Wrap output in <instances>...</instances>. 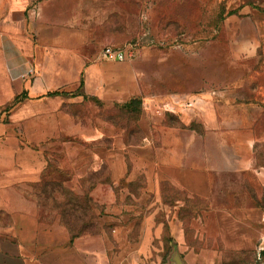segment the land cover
<instances>
[{
	"label": "rangeland",
	"instance_id": "1",
	"mask_svg": "<svg viewBox=\"0 0 264 264\" xmlns=\"http://www.w3.org/2000/svg\"><path fill=\"white\" fill-rule=\"evenodd\" d=\"M72 2L75 26L87 23L83 21L87 12L90 18V43L74 54V64H84L81 70H73L83 86H69L73 89L68 98L52 92L42 106H26L67 114L46 118L44 133L37 134L44 141L28 145L33 150L45 148L42 179L26 195L36 207L35 220L43 225L39 250L64 259L73 252L77 238L65 244L59 227L71 238L87 227L86 234L102 231L99 206L94 202L93 222L86 194L99 183H110L109 166L103 165L98 172L88 167L84 179L73 186V163H88L97 150L113 154L110 150L117 139H121V152L131 148L128 158L139 157L136 149L143 146L148 128L153 143L145 157L164 163L179 157L189 171L211 169L206 198L170 181L160 183L157 205L168 206V213L159 214L166 224L163 244L156 243L160 264H170L174 241L198 255L196 264H261L264 183L258 173L264 170V36L256 26L264 12L253 20L229 23L227 14L241 1L230 7L220 0ZM106 46H127L132 58L124 63L99 61ZM3 103L4 109L13 111L20 100ZM4 123L12 127L15 144L27 143L32 136L19 131L23 122L15 115L5 117ZM13 155L11 160L17 163V154L14 159ZM128 160L132 169L135 164ZM17 167L11 165V170ZM137 167L135 180L115 188L133 191L136 198L123 197L131 204L137 197L153 199L140 196L147 180L143 162ZM194 182L201 187L198 181L190 184ZM71 187L82 188L84 195ZM28 220V216L0 212L2 225L26 221L19 231L27 234L32 230ZM178 225L183 235L177 234ZM136 226L128 240L138 238ZM106 232L112 236L108 228Z\"/></svg>",
	"mask_w": 264,
	"mask_h": 264
},
{
	"label": "crops",
	"instance_id": "2",
	"mask_svg": "<svg viewBox=\"0 0 264 264\" xmlns=\"http://www.w3.org/2000/svg\"><path fill=\"white\" fill-rule=\"evenodd\" d=\"M220 1H226L229 7L241 1L232 9L237 13L227 15L229 23L253 20L254 15L264 12L263 0ZM74 19L72 0L69 4L67 0H0V212L13 217L28 216L27 222L33 230L28 234L19 231V228L27 225L26 221L0 224V264H160V250L156 243L163 244L166 224L159 219V214L168 213V206L162 202L157 205L161 196L160 183L170 181L182 190L188 188L206 198L210 190L208 175L211 169L198 167L189 171L179 157L172 163L145 157L153 143L148 128L143 146L136 149L139 157L128 158L131 148L121 152V139H117L110 150L113 154L106 156L97 150L92 152L88 163H73V186L84 179L88 167L98 172L103 165L109 166L110 183H99L86 194L99 206L97 211L102 231L97 235L85 234L75 239L73 252L65 259L39 250L43 244L40 231L43 225L35 220L36 207L26 199V195L31 192L30 186L42 179L45 148L33 150L29 146L32 142L39 144L44 141L43 136L37 134L44 133L42 127L47 123L46 118L57 115L67 117V114L58 109H29L26 106H42L45 100L51 99L50 93L67 94L73 89L69 86L81 84V79L78 81L74 78L73 70H81L84 64H74V54L90 43L89 13L83 20L87 23L82 24L81 28L75 26ZM260 22L256 29L260 36H264L260 32V29H264V19ZM60 96L62 99L68 98V95ZM15 99L20 103L12 108L17 112L11 115L13 111L4 109L3 101ZM14 115L23 122L19 124V131L32 134L29 136L32 139L28 138L27 143L11 142L12 127L4 123V118ZM11 154H14L13 159L17 154V163L11 160ZM128 159L135 164L132 169ZM138 162H143L142 173L147 180V187L140 196L153 199L149 201L137 197L131 204L123 197H135L134 192L126 188L117 191L115 188L137 178L140 171ZM11 165L18 167L11 170ZM258 176L264 183V170H260ZM191 180L198 181L201 187L196 182L191 185ZM70 189L76 191L77 195H84L82 188ZM136 224L138 238L128 240L127 236ZM107 228L112 236L107 234ZM175 228L178 235H183L184 231L179 225ZM59 230L65 237V244L71 243L69 232L64 227H59ZM51 240V245L47 246L49 249L55 244V238ZM174 242L185 263L196 264L198 255L183 248L180 242Z\"/></svg>",
	"mask_w": 264,
	"mask_h": 264
},
{
	"label": "built area",
	"instance_id": "3",
	"mask_svg": "<svg viewBox=\"0 0 264 264\" xmlns=\"http://www.w3.org/2000/svg\"><path fill=\"white\" fill-rule=\"evenodd\" d=\"M132 58V55L128 54L127 46H106L102 49L100 54L98 55L99 61H114L118 63H124ZM261 251L264 248L260 249ZM260 251V252H261ZM259 252V258H260Z\"/></svg>",
	"mask_w": 264,
	"mask_h": 264
},
{
	"label": "trees",
	"instance_id": "4",
	"mask_svg": "<svg viewBox=\"0 0 264 264\" xmlns=\"http://www.w3.org/2000/svg\"><path fill=\"white\" fill-rule=\"evenodd\" d=\"M234 13H237V11H232V12H229L227 15H232ZM83 86V82L81 83V87ZM51 94V93H50ZM60 94H63V95H66L65 93H60V92H54L52 93L51 95H60ZM86 196H89V195H86ZM88 205L90 207L89 211H90V214H91V219L93 220V222L96 220V214H95V205H94V201L91 199L88 200ZM87 211V210H86ZM64 212H61V214L63 215ZM65 226L69 229L70 232H74L75 228H73L71 225H68V224H65ZM89 227L87 228H84L83 230H81V232L79 234H73L72 235V238H71V241H73L75 238H78L86 233H89ZM260 263L261 264H264V250H262L260 252Z\"/></svg>",
	"mask_w": 264,
	"mask_h": 264
},
{
	"label": "water",
	"instance_id": "5",
	"mask_svg": "<svg viewBox=\"0 0 264 264\" xmlns=\"http://www.w3.org/2000/svg\"><path fill=\"white\" fill-rule=\"evenodd\" d=\"M172 246H173V252L169 258L170 264H186L175 242H173Z\"/></svg>",
	"mask_w": 264,
	"mask_h": 264
}]
</instances>
